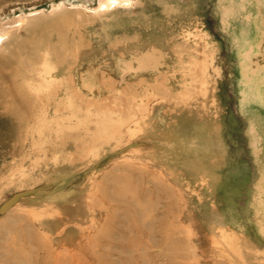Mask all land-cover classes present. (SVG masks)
Instances as JSON below:
<instances>
[{
    "label": "rangeland",
    "instance_id": "rangeland-1",
    "mask_svg": "<svg viewBox=\"0 0 264 264\" xmlns=\"http://www.w3.org/2000/svg\"><path fill=\"white\" fill-rule=\"evenodd\" d=\"M98 1L0 0V264H264V0Z\"/></svg>",
    "mask_w": 264,
    "mask_h": 264
},
{
    "label": "bare ground",
    "instance_id": "bare-ground-1",
    "mask_svg": "<svg viewBox=\"0 0 264 264\" xmlns=\"http://www.w3.org/2000/svg\"><path fill=\"white\" fill-rule=\"evenodd\" d=\"M115 1L116 0H99L98 1V8L99 9H103V10H105V9H109V8H111V7H113V5L115 4ZM102 10V11H103ZM97 11V10H96ZM27 72V71H26ZM67 97H69V96H67ZM83 101V100H82ZM82 103V102H81ZM70 104V103H69ZM68 104V105H69ZM127 104V103H126ZM143 103H141V105L140 104H138V102L136 101V98H132V100H130V102H128V104L126 105V106H123L122 108V111L123 110H125L126 111V109H128V110H132V109H136V108H143V105H142ZM70 106L72 107V105L70 104ZM69 108L70 109V112L68 113V114H64V115H62L61 116V119L62 120H68L69 118H71V117H73V113H74V111L72 110V108H70L69 106H66V108ZM78 107H80V108H82L83 107V109L85 110V111H87V112H89L90 111V107H92V108H94V112L96 113H100V111H101V104L100 103H98V102H96V101H94V100H88L87 101V103H85V101H84V103L83 104H80V101H79V105H78ZM104 107H107V106H104ZM109 107H112V106H109ZM73 108H76V107H73ZM103 108V107H102ZM108 108V107H107ZM121 108V107H120ZM68 109V110H69ZM104 109V108H103ZM134 109V110H135ZM144 109V108H143ZM62 109H58V108H56V107H54L53 108V111H54V113H57L58 111H61ZM72 110V111H71ZM75 110V109H74ZM107 110V109H106ZM127 110V113L128 112H130V111H128ZM134 110H133V112H134ZM44 111L46 112V114L48 113V110H45L44 109ZM118 112H116V113H119V111H121V109L120 110H117ZM125 111L124 112H122V113H125ZM139 111V109H136L135 110V112H138ZM141 111V110H140ZM143 111V110H142ZM141 111V112H142ZM81 112H82V109H81ZM106 112V111H105ZM132 112V111H131ZM149 112L151 113V110L150 111H148V114H149ZM42 113V112H41ZM96 113V114H97ZM90 114V113H89ZM120 115H121V112L119 113ZM126 114V113H125ZM125 114H122V116L123 115H125ZM130 114H132V113H130ZM135 114V113H134ZM147 114V112H146V115H148ZM126 115H128V114H126ZM136 116H138V115H136ZM143 116H144V114H143ZM130 117H132L131 115H130ZM138 118H139V116H138ZM91 119V118H90ZM95 119V118H94ZM142 119V118H141ZM136 120V119H135ZM97 123H101V119L97 122ZM95 124V123H94ZM126 128V127H125ZM133 133V132H132ZM134 135V133L133 134H131V135H129L130 137H132ZM138 182V181H137ZM138 188V187H137ZM89 200V199H88ZM158 204V203H157ZM157 204H150L149 203V201H148V199H146V200H139V199H136V200H134V202L132 203V204H130L131 205V207H133L136 211V215L138 216V219L140 220V224L141 225H143L144 226V228L149 232V233H152L153 232V229H154V227H153V224H151V220H153L154 218H155V214L154 213H156V207H157ZM159 208V207H158ZM163 208V207H162ZM9 215V214H8ZM145 219H149L150 220V223H148V224H144V223H146V222H144L143 220H145ZM64 220V219H63ZM62 221V220H61ZM66 221V220H65ZM141 222H144V223H141ZM12 223H14V220H12ZM63 223V222H62ZM11 228V227H10ZM5 229V228H4ZM26 234H25V236H24V238H23V240H27V241H32V240H34L35 239V237L37 238V236H36V233H35V231H33L32 230V227L30 226V225H26ZM68 233V232H67ZM67 233H65L63 236L61 235V236H59V237H57L56 238V240H54V242L56 243V244H58V243H62V242H69V241H66V237H67ZM69 234H72V233H69ZM168 235V234H167ZM136 236V235H135ZM135 236H133L134 238L132 239V243L135 245H137V244H139L140 243V241H141V239L138 237V234H137V237H135ZM151 236H153V235H151ZM147 237H149V236H147ZM168 237V236H167ZM27 238V239H26ZM120 238H122V240H124L123 239V236L122 237H120ZM153 238V237H152ZM152 238H149L150 240L149 241H151V239ZM40 239V238H39ZM16 240H17V238H16ZM154 240V239H153ZM152 242V241H151ZM26 243V242H25ZM28 243V242H27ZM29 244V243H28ZM127 244V243H126ZM129 245H131V243L129 244ZM29 248V247H28ZM137 248H138V254L139 255H141V256H143V257H147V255H146V251H147V249H148V247L146 246V244L144 245L143 244V248H141V247H139L138 245H137ZM19 249H22L21 247L19 248ZM7 251H8V253L10 254V253H13V254H15L16 252L13 250V247L12 246H7ZM126 254L127 255H131L132 254V252H131V250L130 251H127L126 252ZM17 256H18V254H16ZM16 255H15V258L18 260H20V257H16ZM25 260H26V258H25ZM21 261V260H20Z\"/></svg>",
    "mask_w": 264,
    "mask_h": 264
}]
</instances>
